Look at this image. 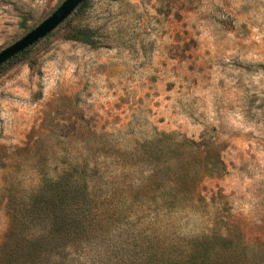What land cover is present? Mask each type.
I'll use <instances>...</instances> for the list:
<instances>
[{"label": "rangeland", "instance_id": "obj_1", "mask_svg": "<svg viewBox=\"0 0 264 264\" xmlns=\"http://www.w3.org/2000/svg\"><path fill=\"white\" fill-rule=\"evenodd\" d=\"M63 1L0 0V52ZM220 237L264 264V0H86L0 68V264H214Z\"/></svg>", "mask_w": 264, "mask_h": 264}, {"label": "water", "instance_id": "obj_2", "mask_svg": "<svg viewBox=\"0 0 264 264\" xmlns=\"http://www.w3.org/2000/svg\"><path fill=\"white\" fill-rule=\"evenodd\" d=\"M85 1L86 0H64L50 16L38 26L0 52V68L48 36Z\"/></svg>", "mask_w": 264, "mask_h": 264}, {"label": "trees", "instance_id": "obj_3", "mask_svg": "<svg viewBox=\"0 0 264 264\" xmlns=\"http://www.w3.org/2000/svg\"><path fill=\"white\" fill-rule=\"evenodd\" d=\"M83 40L91 45H94V42L91 41L87 36H82ZM27 51V50H26ZM25 51V52H26ZM24 53V52H23ZM23 53H21L20 55H22ZM66 190L70 191V192H74L73 190H71V187L69 185H66ZM51 206V205H50ZM48 206V207H50ZM64 209L61 210V214H63L62 217H60L57 213V211H55L53 208H50V211L53 214V218L50 219V221L48 222L51 225L50 229H53V231H55L56 233H63L62 235L67 234L69 231V227L71 225H68V213L63 212ZM50 227V226H49ZM221 243L222 246L224 247V249H227V252H223V250H217L215 253H213L211 256H208L210 259L209 261H212L214 264H235V262L233 261V259H235L238 255L239 252L238 250L235 249L234 246L229 247V245H227L226 242H229L228 240H225L223 238H221ZM231 243V242H229ZM232 244V243H231ZM221 252L225 253V254H221ZM199 254V252L197 253ZM220 255H223V258L226 256V261H224L223 259L219 260Z\"/></svg>", "mask_w": 264, "mask_h": 264}]
</instances>
